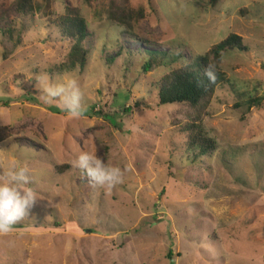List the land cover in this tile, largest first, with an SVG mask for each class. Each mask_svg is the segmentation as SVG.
Instances as JSON below:
<instances>
[{
  "label": "rangeland",
  "instance_id": "obj_1",
  "mask_svg": "<svg viewBox=\"0 0 264 264\" xmlns=\"http://www.w3.org/2000/svg\"><path fill=\"white\" fill-rule=\"evenodd\" d=\"M0 0V171L12 159L30 168L41 194L11 233L0 264H264V0ZM68 8L88 22L84 69L52 72L68 39L53 20ZM127 8L133 29L110 19ZM8 32H11L8 34ZM249 47L223 53L226 81L204 112L218 142L193 162L187 131L195 112L161 106L157 83L182 61L143 70L144 51L201 56L229 35ZM214 57V56H213ZM74 78L87 111L73 118L42 102V87ZM36 80L35 101L23 86ZM127 169L113 190L94 187L72 166L81 150Z\"/></svg>",
  "mask_w": 264,
  "mask_h": 264
},
{
  "label": "trees",
  "instance_id": "obj_2",
  "mask_svg": "<svg viewBox=\"0 0 264 264\" xmlns=\"http://www.w3.org/2000/svg\"><path fill=\"white\" fill-rule=\"evenodd\" d=\"M220 1L210 0L213 5H217ZM17 9L20 14L25 16L33 13L35 6L32 0H17ZM109 17L128 29H133L132 22L135 16L130 9H111ZM52 23L55 27L53 32L68 39L71 47L67 54V59L58 68L55 70L51 69V71L64 74L78 68L84 69L89 61L90 49L86 46V43L91 35L86 18L82 16L78 9L67 7L66 11L57 15ZM10 33L8 32V34ZM237 47L243 51L249 50L248 45L244 44L241 36L231 34L220 42L216 48L211 49L204 55H192L191 58H184V61L182 60V51H144V54L148 55V61L143 66L145 72L163 67L166 64L167 58H171L173 62L182 61L183 63L180 67L165 74L155 83V87L157 89V101L159 105L182 104L194 110L195 114L191 122L184 127V130L188 133L187 149L191 154L190 157L193 162L213 154L218 149L217 140L211 137L206 130L204 112L210 105L218 86L226 81V75L220 66L223 53ZM210 65L212 66L213 78H210L207 74ZM27 83L23 86L27 92V94H24V97L26 100L35 101L36 97L34 94L37 92L33 89L37 81H32L30 87L27 86ZM263 100L264 95L251 96L247 102L248 107L260 106ZM0 102L8 105L12 100L3 98L0 99Z\"/></svg>",
  "mask_w": 264,
  "mask_h": 264
},
{
  "label": "clouds",
  "instance_id": "obj_3",
  "mask_svg": "<svg viewBox=\"0 0 264 264\" xmlns=\"http://www.w3.org/2000/svg\"><path fill=\"white\" fill-rule=\"evenodd\" d=\"M207 74L213 78L211 65ZM42 93L43 103L51 104L56 101L57 106L73 118H80L87 111L84 93L74 78L65 77L62 82L48 83L42 87ZM72 166L85 174L94 187L109 192L124 182L127 171L111 161L105 163L92 149L81 150ZM40 198L41 194L32 186L30 168L17 159H12L0 171V235L11 233L14 226L28 216Z\"/></svg>",
  "mask_w": 264,
  "mask_h": 264
}]
</instances>
